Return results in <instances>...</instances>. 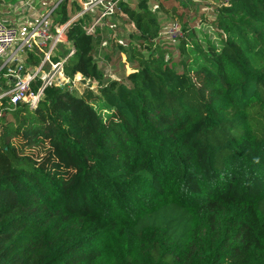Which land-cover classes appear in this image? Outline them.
I'll return each mask as SVG.
<instances>
[{"label": "trees", "instance_id": "trees-1", "mask_svg": "<svg viewBox=\"0 0 264 264\" xmlns=\"http://www.w3.org/2000/svg\"><path fill=\"white\" fill-rule=\"evenodd\" d=\"M119 5L137 30L123 79L77 19L64 72L97 91L0 97V264H264V0H221L217 41L184 24L179 62L145 0Z\"/></svg>", "mask_w": 264, "mask_h": 264}, {"label": "built area", "instance_id": "built-area-1", "mask_svg": "<svg viewBox=\"0 0 264 264\" xmlns=\"http://www.w3.org/2000/svg\"><path fill=\"white\" fill-rule=\"evenodd\" d=\"M120 0H13L4 2L11 12L20 16L18 23L0 18V73L9 85L0 97L8 96L12 103L26 101L34 107L48 86H68L74 88L77 83L87 88H98L94 78L75 73L68 76L64 72V63L74 52V46L67 38L68 26L81 19L82 28L93 35L103 21H111L118 14L125 15ZM66 5L67 18L61 19V4ZM74 6H77L74 7ZM76 8V9H74ZM160 34L176 39L183 32L179 25H169ZM65 45L64 54L60 47ZM26 50H38L42 59L38 65L27 64L24 58ZM6 56H3L4 53ZM56 55L57 59H53ZM46 63L48 64L46 66ZM40 78L36 88L33 82ZM85 87V88H86Z\"/></svg>", "mask_w": 264, "mask_h": 264}, {"label": "rangeland", "instance_id": "rangeland-1", "mask_svg": "<svg viewBox=\"0 0 264 264\" xmlns=\"http://www.w3.org/2000/svg\"><path fill=\"white\" fill-rule=\"evenodd\" d=\"M13 0H0V3L11 2ZM221 0H145V4L153 11L160 23V29L169 25H179L183 27L195 26L200 33L212 41H217L219 36L215 26L212 23L214 18V7ZM139 0H126L129 6L137 7ZM137 32L132 19L126 15L118 14L111 21H103L98 26L97 31L93 34L92 55L93 60L106 76L117 79H123L126 72L131 69L132 63L127 60L126 46L132 39V34ZM179 40L172 39L166 35H160V41L157 43L163 51L165 57L171 61L179 62L184 54L179 47ZM216 43V42H215ZM65 45L60 47V53L64 54ZM146 52V51H145ZM8 52L4 53L6 56ZM1 59V57H0ZM181 64L179 65V67ZM181 68V67H180ZM1 85L9 82L1 78ZM82 83L72 88L78 94L84 93L85 90L97 91V88H86Z\"/></svg>", "mask_w": 264, "mask_h": 264}, {"label": "crops", "instance_id": "crops-1", "mask_svg": "<svg viewBox=\"0 0 264 264\" xmlns=\"http://www.w3.org/2000/svg\"><path fill=\"white\" fill-rule=\"evenodd\" d=\"M8 7L9 6H7L6 4L0 3V18H4L9 22L18 23L20 21V16H18L17 14H11Z\"/></svg>", "mask_w": 264, "mask_h": 264}]
</instances>
